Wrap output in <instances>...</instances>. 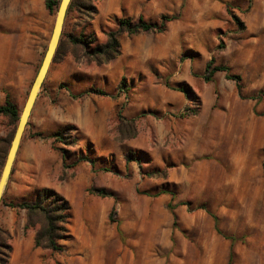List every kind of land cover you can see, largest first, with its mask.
Instances as JSON below:
<instances>
[{"label":"rangeland","instance_id":"obj_1","mask_svg":"<svg viewBox=\"0 0 264 264\" xmlns=\"http://www.w3.org/2000/svg\"><path fill=\"white\" fill-rule=\"evenodd\" d=\"M22 1L0 0V37H14L27 6ZM91 3L95 14L86 8L67 13L60 53L51 62L65 63L58 88L80 102L89 94V138L60 121L66 110L57 111L59 123H47V110L59 107L60 99L49 92L46 73L12 171L27 143L43 140L61 159L60 149L67 151L71 166L64 168L62 160L58 180L70 177L71 185L64 193L53 187L21 193L25 189L11 174L3 192L5 200H20L50 188L70 204L68 232L58 241L62 249L38 247L39 255L24 263L264 264V0ZM103 8L112 11L103 15ZM45 9L49 32L28 82L17 99L0 90L19 112L57 10ZM162 15L176 16L164 31L121 32L118 55L108 62L93 59L91 51L117 30L120 18L160 22ZM12 44L0 46V58L15 49ZM210 59L240 76V93L224 71L203 78ZM90 88L106 94L71 95ZM16 123L0 115L6 150ZM53 132L56 139L38 135ZM25 222L24 210L0 203V234L34 238L38 224L25 229Z\"/></svg>","mask_w":264,"mask_h":264},{"label":"crops","instance_id":"obj_2","mask_svg":"<svg viewBox=\"0 0 264 264\" xmlns=\"http://www.w3.org/2000/svg\"><path fill=\"white\" fill-rule=\"evenodd\" d=\"M25 1H27V6L21 10L22 21L14 25V37H0V46L4 49L10 48L12 43V46L16 45L14 50L11 49L5 53V58H0V90L8 89L13 99L19 98L31 76L33 66L37 61L38 50L48 35L51 22L44 0H23L22 2ZM109 9L105 12L103 8V15L112 11L111 8ZM63 61L51 64L47 71L49 92L58 94L60 99L59 107L47 110V123L70 121L77 127L81 138L86 139L89 138V94L80 102L71 98L67 89L57 87L65 70ZM4 66L8 69L6 75L3 73ZM3 100L4 96L0 92V103ZM114 103L116 102H112V106ZM61 109L66 110V115H63L59 121L56 115ZM31 143H27L22 156L19 157V165L15 167L13 174L11 173L15 177V186L25 189L21 193L35 187H53L57 192L64 193L63 189L68 188L72 181L70 177L69 182L58 180L63 169L61 155L51 148L49 142L37 140ZM21 147L22 141H20L16 159H18ZM9 244L11 252L6 264H25L26 259L39 255L40 248L34 246L33 234L28 238H10Z\"/></svg>","mask_w":264,"mask_h":264},{"label":"trees","instance_id":"obj_3","mask_svg":"<svg viewBox=\"0 0 264 264\" xmlns=\"http://www.w3.org/2000/svg\"><path fill=\"white\" fill-rule=\"evenodd\" d=\"M88 2H83L82 0H70L68 5L66 15L72 8L88 9L92 14L97 12L94 4L91 3V0ZM59 0H46L45 6L50 13H53L58 7ZM65 15V17H66ZM176 18V16L162 15L160 22H151L144 20L141 16L137 18L136 21H132L129 17L120 18L117 21L118 27L115 31H109L108 37L105 43L97 45L91 51L93 59L97 62H108L113 59L119 53V43L117 35L121 32H126L129 34L138 33L140 31H149L155 30L157 32L164 31L165 25L168 21ZM65 20V19H64ZM64 24V23H63ZM63 28V27H62ZM63 32H61L60 40L56 51L54 53L52 62L57 59L58 54L60 53V47L62 44ZM216 71H224L225 77L231 79L235 82L237 91L240 93L241 89V78L239 75L234 74L230 71L229 66L225 64H214L213 59H210L205 66V74L203 78L208 81L211 79L212 75ZM181 91L186 92V88H179ZM84 93H95L98 95H105L106 92L98 88H90L80 94H71L72 97L80 96ZM264 95V92L261 93ZM19 109L11 101L9 95H6V98L3 103H0V115L7 116L11 123H16L19 118ZM17 124V123H16ZM15 130V129H14ZM14 133V132H13ZM42 135L44 138L53 137L57 138L59 135L58 132H53L51 134H38ZM13 136V135H12ZM8 150V149H7ZM6 150V140H0V172L4 163V159L7 153ZM63 167L71 166V164L66 163V150L61 148ZM79 159H83L82 157ZM13 171V167L11 173ZM1 204L8 206L9 208L15 210H24L26 214V222L24 228L34 227L38 224L34 235V246L41 248H48L51 250H61L62 246L58 243L60 239H63L68 232L67 224L70 218V204L67 199L62 195L56 193L53 189L50 188H41L38 189L34 197L31 199H20V200H5L4 194L0 200ZM10 236L7 232L1 231L0 234V245L2 249L3 257L0 258V264H6L11 252V245L9 244ZM233 239V238H231Z\"/></svg>","mask_w":264,"mask_h":264},{"label":"water","instance_id":"obj_4","mask_svg":"<svg viewBox=\"0 0 264 264\" xmlns=\"http://www.w3.org/2000/svg\"><path fill=\"white\" fill-rule=\"evenodd\" d=\"M69 3H70V0H59V4L56 10V14L54 17L51 33L48 39L45 52L43 54L38 70L30 84L24 104L20 111L19 118L15 126V130L11 138V141H10V144H9V147H8L5 159H4V163H3V166L0 172V200L6 188L7 182L9 180V176L11 174V170H12V167H13V164L16 158V154H17V151L20 145V141L22 139L25 126L30 116L32 107L35 103L36 97L39 93L41 85L44 81V78L52 62L56 48L58 46L66 11H67Z\"/></svg>","mask_w":264,"mask_h":264},{"label":"bare ground","instance_id":"obj_5","mask_svg":"<svg viewBox=\"0 0 264 264\" xmlns=\"http://www.w3.org/2000/svg\"><path fill=\"white\" fill-rule=\"evenodd\" d=\"M3 69H4L3 73L6 75V74H7V72H8V71H7L8 69H7L5 66H4V68H3ZM1 71H2V70H1ZM3 76H4V75H3ZM32 108H33V107H32Z\"/></svg>","mask_w":264,"mask_h":264}]
</instances>
